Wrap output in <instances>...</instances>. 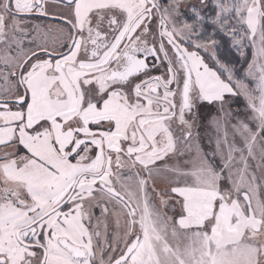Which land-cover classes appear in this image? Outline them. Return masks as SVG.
Returning a JSON list of instances; mask_svg holds the SVG:
<instances>
[{"label": "snow or ice", "instance_id": "6c2138e0", "mask_svg": "<svg viewBox=\"0 0 264 264\" xmlns=\"http://www.w3.org/2000/svg\"><path fill=\"white\" fill-rule=\"evenodd\" d=\"M0 264H264V0H0Z\"/></svg>", "mask_w": 264, "mask_h": 264}, {"label": "trees", "instance_id": "16d2710c", "mask_svg": "<svg viewBox=\"0 0 264 264\" xmlns=\"http://www.w3.org/2000/svg\"><path fill=\"white\" fill-rule=\"evenodd\" d=\"M219 55H221V57H224V58H226V59H232L233 58V56L235 55V53L233 52V53H230L227 49H221L220 51H219Z\"/></svg>", "mask_w": 264, "mask_h": 264}, {"label": "rangeland", "instance_id": "374dc122", "mask_svg": "<svg viewBox=\"0 0 264 264\" xmlns=\"http://www.w3.org/2000/svg\"><path fill=\"white\" fill-rule=\"evenodd\" d=\"M210 134V133H209Z\"/></svg>", "mask_w": 264, "mask_h": 264}]
</instances>
